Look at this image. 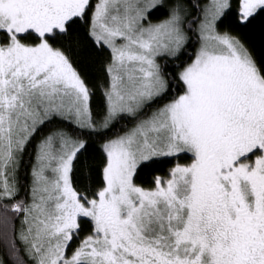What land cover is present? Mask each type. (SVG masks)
<instances>
[{"label": "snow or ice", "instance_id": "6c2138e0", "mask_svg": "<svg viewBox=\"0 0 264 264\" xmlns=\"http://www.w3.org/2000/svg\"><path fill=\"white\" fill-rule=\"evenodd\" d=\"M0 264H264V0H0Z\"/></svg>", "mask_w": 264, "mask_h": 264}]
</instances>
